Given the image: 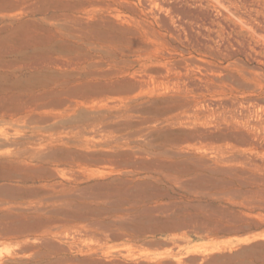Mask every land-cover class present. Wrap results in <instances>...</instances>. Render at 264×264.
I'll return each mask as SVG.
<instances>
[{
	"label": "rangeland",
	"instance_id": "obj_1",
	"mask_svg": "<svg viewBox=\"0 0 264 264\" xmlns=\"http://www.w3.org/2000/svg\"><path fill=\"white\" fill-rule=\"evenodd\" d=\"M5 127L0 264H264V0H0Z\"/></svg>",
	"mask_w": 264,
	"mask_h": 264
},
{
	"label": "bare ground",
	"instance_id": "obj_2",
	"mask_svg": "<svg viewBox=\"0 0 264 264\" xmlns=\"http://www.w3.org/2000/svg\"><path fill=\"white\" fill-rule=\"evenodd\" d=\"M6 128V127H5ZM14 130V131H13ZM13 130H10L9 128H6V129H2L1 131L2 132H0V139L2 138V139H5V140H10V138L12 137V135H13V132H17L18 130L17 129H13ZM19 132H17L14 136H13V138L11 139V140H15L16 138H17V134H18Z\"/></svg>",
	"mask_w": 264,
	"mask_h": 264
}]
</instances>
